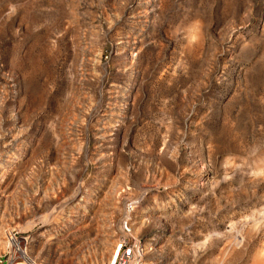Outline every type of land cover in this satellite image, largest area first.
<instances>
[{"label":"rangeland","instance_id":"rangeland-1","mask_svg":"<svg viewBox=\"0 0 264 264\" xmlns=\"http://www.w3.org/2000/svg\"><path fill=\"white\" fill-rule=\"evenodd\" d=\"M144 2L0 0V256L264 264V0Z\"/></svg>","mask_w":264,"mask_h":264},{"label":"built area","instance_id":"built-area-1","mask_svg":"<svg viewBox=\"0 0 264 264\" xmlns=\"http://www.w3.org/2000/svg\"><path fill=\"white\" fill-rule=\"evenodd\" d=\"M8 250L0 256V264H37L29 255L28 247L30 238L16 237L7 233ZM7 255L6 258H4ZM134 258V246L120 243L114 250L111 258L104 264H131Z\"/></svg>","mask_w":264,"mask_h":264},{"label":"bare ground","instance_id":"bare-ground-1","mask_svg":"<svg viewBox=\"0 0 264 264\" xmlns=\"http://www.w3.org/2000/svg\"><path fill=\"white\" fill-rule=\"evenodd\" d=\"M144 4H149V0H148V2H144ZM142 13V12H141ZM146 16V15H145ZM138 19H139V22L141 21V20H143V17H138ZM110 118V117H109ZM106 127V126H105ZM116 129V126H112V127H110L108 130H111V131H114ZM105 130L106 129H101V131L103 132V134H101V135H99V140H104V138H108V136H110V135H107V134H105ZM97 137V136H96ZM20 138V137H19ZM16 142H18V140L17 139H14V140H12V141H10L8 144H7V146L8 147H13V146H15V144H16ZM102 146V145H101ZM9 156H7L6 154H4L3 152H0V163L1 164H4V163H7V162H9L8 160H9ZM1 178V177H0ZM6 186V185H5ZM4 186V187H5ZM3 191V190H2ZM0 193H2L1 191H0ZM94 204V203H93ZM258 213V216L256 215ZM252 215H253V217L251 218V219H245V225H243V227H242V230L240 231V234H242L243 232H244V228L245 227H248V225L250 226V227H253L254 225H255V223L257 222V220L258 219H264V209H260L258 212H253L252 213ZM255 216H257V217H255ZM259 217H261V218H259ZM239 225H238V223H233V222H231V223H229V226H228V228H229V230H228V232H227V235L228 236H231V233L238 227ZM51 242H54V241H59V239L58 238H56V237H52L51 239ZM240 241H242L241 239H240ZM236 242H238V241H236ZM239 243V242H238ZM227 245L225 244L224 245V247H223V254L224 253H226L227 252ZM231 249V248H230ZM114 253V252H113ZM113 253H112V255H113Z\"/></svg>","mask_w":264,"mask_h":264}]
</instances>
